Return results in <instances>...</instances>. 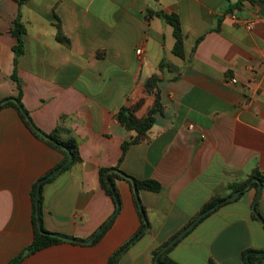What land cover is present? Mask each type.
I'll return each mask as SVG.
<instances>
[{
  "label": "crops",
  "instance_id": "0c3cea01",
  "mask_svg": "<svg viewBox=\"0 0 264 264\" xmlns=\"http://www.w3.org/2000/svg\"><path fill=\"white\" fill-rule=\"evenodd\" d=\"M18 1L0 0V100L16 96L10 79L15 72L33 124L50 133L64 116L62 125L77 139L81 157L43 184L44 230L90 238L114 213L98 171L117 168L161 185L158 192L138 191L147 225L116 260L151 264L152 252L210 199L224 197L230 184L253 171L264 173L263 2L23 0L19 6ZM157 11L178 16L183 58L173 53L172 27L153 14ZM18 14L25 33L14 65L17 39L10 31ZM153 75L161 78L163 113L155 115L147 138L122 156L121 145L134 132L116 113L142 99L136 115L145 114L153 100L144 83ZM61 159L13 108L0 109V264H10L31 242V187ZM115 186L120 209L97 243L55 244L18 264H107L140 226L131 186L121 179ZM256 193L247 187L202 217L167 257L176 264H243L245 249L264 251V227L252 217ZM255 210L264 220V187Z\"/></svg>",
  "mask_w": 264,
  "mask_h": 264
},
{
  "label": "trees",
  "instance_id": "16d2710c",
  "mask_svg": "<svg viewBox=\"0 0 264 264\" xmlns=\"http://www.w3.org/2000/svg\"><path fill=\"white\" fill-rule=\"evenodd\" d=\"M242 0H239L238 3H240ZM264 3V0H259ZM23 0H19L18 4L19 6L22 4ZM236 3V4H238ZM150 13V12H149ZM155 16L161 17L167 24H169L172 27L173 30V37H174V45H173V53L183 58L184 52H183V46H184V34L181 29L180 21L177 15L175 14H167L163 11H157L153 13ZM11 34L17 39V44L13 46L12 51L14 53V65H16V58L22 54L23 52V43H22V36L25 33V26L20 20V15L18 14L15 19L12 22L11 27ZM201 39H197L196 44ZM194 49V48H193ZM160 67H162V63L160 64ZM11 81L14 82L17 94L15 97L7 98V100L0 104V109L5 107H11L13 108L16 113L18 114L19 118L25 125V127L31 132L33 136L44 142L49 147L55 149L62 155L61 161L52 168L49 172H47L43 177L39 178L31 187L30 195L32 200V211H31V225L33 230V237L31 242L19 253V255L13 259L10 264H18L20 261H22L25 257L28 255H31L37 251H40L46 247L59 244V243H84L87 242L89 245H93L97 243L102 236L105 234V232L110 227L113 218L117 215L119 209H120V196L117 191V188L115 186V179H121L126 181L132 188V182L130 180V177L120 171H118L117 168L109 169V168H100L98 171V179L101 189L104 191V193L109 196L113 202L114 205V213L113 216L94 234L91 235L90 238H87L86 240H77V242H71L67 241L65 239H62L61 237L69 238L65 235L59 234V233H50L43 229L41 224V189L44 183H47L51 180L45 179L49 174H51L54 170L61 167L64 163H66L69 159V161L58 171L63 172L68 170L73 164L80 162L81 157L79 154L78 149V142L77 139L71 134V131L69 129H66L63 127L62 122L64 120V116H61L59 119V123L55 127V129L50 133H44L41 130H39L31 121L28 112L24 108L21 97H22V88L20 80L17 78L15 72L10 76ZM161 80L159 75H153L149 77L145 83H144V91L147 95L152 97V105L150 108L145 112L144 115L138 117L136 115V112L141 108L143 104V100L140 99L138 101H135L131 103L129 106H122L116 113V118L120 122V124L128 131H133L134 136L129 141H124L121 145L122 150V156L125 154L127 148L135 143H138L142 140H145L147 138L148 132L153 126L155 122V115L156 114H162L163 113V106L160 102V91L158 88V82ZM1 101V100H0ZM251 179H257L258 182L264 187V173H260L258 171H253L244 181L242 182H236L229 185V193L226 194L224 197H213L210 199L200 210L199 213L205 211L206 209L214 206L218 202H220L222 199L227 197L228 195L232 194L233 192L241 189L243 186L249 183L248 188H256L258 187V183L255 181H251ZM41 182V185L39 187V194L37 195V188L38 183ZM133 182L135 183L137 191L139 190H146L151 192H158L161 190V185L151 179H143V180H137L133 179ZM244 192V191H243ZM241 192L240 195L243 194ZM134 206L137 211L140 226L138 231L133 235L131 240H133L139 233H141L145 228V223L143 221L142 215L140 213V207L141 210L144 213V209L141 205H138L135 196H134ZM36 213L39 215V222L41 229L46 233L42 234L37 229V217ZM207 214L205 215L208 216ZM253 219H257L256 214H252ZM204 218V217H203ZM201 218L200 220H202ZM200 220L198 222H200ZM192 221V220H191ZM73 239V238H72ZM130 240V241H131ZM171 240V239H170ZM169 241L165 242L160 247L156 248L152 254H151V264H156L154 261V258L156 254L164 247ZM173 246V245H172ZM172 246H170L167 250H165L158 258V261L162 264H176L174 263L170 258L167 257V254L171 250ZM123 248L120 247L117 251H115L109 258L107 264H112L116 254L121 251ZM241 260L243 264H264V251L263 250H257V249H245L241 253ZM207 264H214L212 260H209Z\"/></svg>",
  "mask_w": 264,
  "mask_h": 264
},
{
  "label": "water",
  "instance_id": "95a60500",
  "mask_svg": "<svg viewBox=\"0 0 264 264\" xmlns=\"http://www.w3.org/2000/svg\"><path fill=\"white\" fill-rule=\"evenodd\" d=\"M7 99H4V100H1L0 101V104L1 103H3V102H5ZM68 161H69V159H68ZM67 161V162H68ZM66 162V163H67ZM66 163H64L61 167H59L58 169H56V170H54L51 174H49L47 177H45L43 180H45V179H49V178H51L54 174H56ZM130 180H131V182H132V190H133V194H134V196H135V199H136V201H137V203H138V205H140V203H139V199H138V191H137V189H136V186H135V183L133 182V178H131L130 177ZM252 181H255V182H257L258 183V187H257V193H256V197H255V200H254V202H253V204H252V210H253V212L256 214V217H257V219L260 221V223L262 224V226L264 227V220L259 216V214L256 212V210H255V203H256V201H257V198H258V196H259V193H260V191H261V188H262V185L258 182V180L257 179H251V181L250 182H252ZM41 182H42V180L38 183V188H37V195L39 194V187H40V185H41ZM248 185H249V183L248 184H246L245 186H243L241 189H239V190H237V191H235V192H233L232 194H230V195H228L227 197H225L224 199H222L220 202H218L217 204H215L214 206H212V207H210V208H208V209H206L205 211H203V212H201V213H199L180 233H178L177 235H175L164 247H162V249L156 254V256H155V258H154V261H155V263L156 264H162V263H160L159 261H158V258H159V256L165 251V250H167L170 246H172L173 244H175L177 241H179L190 229H192L196 224H197V222L202 218V217H204L205 215H207V214H209L210 212H212V211H214L216 208H218L219 206H221V205H223L224 203H226V202H229V201H232V200H235V199H237L239 196H240V194H241V192H243L247 187H248ZM140 209V213H141V215H142V218H143V221H144V223H145V225H147V221H146V218H145V215H144V213H143V211L141 210V207L139 208ZM36 217H37V229H38V231L40 232V233H42V234H46L42 229H41V226H40V222H39V215H38V213H36ZM142 234V232L141 233H139L133 240H131V241H129L126 245H125V247L121 250V251H119L117 254H116V256H115V258H114V260H113V262H112V264H116V260H117V258H118V256L120 255V253L125 249V248H127L131 243H133V241L135 240V239H137L140 235ZM62 239H65V240H67V241H71V242H77V240H75V239H72V238H65V237H61ZM86 243V242H85Z\"/></svg>",
  "mask_w": 264,
  "mask_h": 264
},
{
  "label": "built area",
  "instance_id": "2783aa9c",
  "mask_svg": "<svg viewBox=\"0 0 264 264\" xmlns=\"http://www.w3.org/2000/svg\"><path fill=\"white\" fill-rule=\"evenodd\" d=\"M249 25H250V24H249ZM136 53H137V54H140V50H137ZM231 82H232V83H236V79H231Z\"/></svg>",
  "mask_w": 264,
  "mask_h": 264
},
{
  "label": "rangeland",
  "instance_id": "374dc122",
  "mask_svg": "<svg viewBox=\"0 0 264 264\" xmlns=\"http://www.w3.org/2000/svg\"><path fill=\"white\" fill-rule=\"evenodd\" d=\"M16 88V87H15ZM16 92H17V90H16Z\"/></svg>",
  "mask_w": 264,
  "mask_h": 264
}]
</instances>
